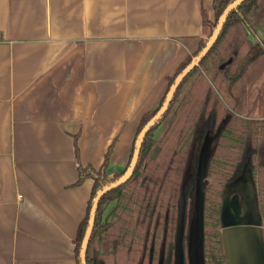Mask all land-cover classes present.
<instances>
[{
  "label": "crops",
  "instance_id": "crops-1",
  "mask_svg": "<svg viewBox=\"0 0 264 264\" xmlns=\"http://www.w3.org/2000/svg\"><path fill=\"white\" fill-rule=\"evenodd\" d=\"M204 10L212 0H0V264H75L92 180L78 182L74 142L82 165L98 168L112 144L109 170L125 167L141 116L206 35ZM245 85L244 117L264 120V54ZM244 173L223 186L224 216L234 196L243 217L221 223L224 260L264 264Z\"/></svg>",
  "mask_w": 264,
  "mask_h": 264
},
{
  "label": "trees",
  "instance_id": "trees-1",
  "mask_svg": "<svg viewBox=\"0 0 264 264\" xmlns=\"http://www.w3.org/2000/svg\"><path fill=\"white\" fill-rule=\"evenodd\" d=\"M233 1L212 0L213 18L202 12L208 42ZM262 20L264 0H240L226 11L212 45L193 64V58L208 44L200 41L197 50L168 77L159 104L141 116L123 169L108 168L112 144L102 164L94 168L79 162L74 142L78 182L92 180L87 211L74 239L75 264H175L178 242L183 264H187L188 235L198 194L203 255L207 264H225L220 237L223 186L237 179L245 167L254 182L264 251V152L260 149L264 120L244 117L245 73L264 54V38L257 35ZM185 70L166 109L153 119ZM144 129L131 172L95 202L82 256L94 199L129 169ZM210 139L200 178L197 160Z\"/></svg>",
  "mask_w": 264,
  "mask_h": 264
},
{
  "label": "rangeland",
  "instance_id": "rangeland-1",
  "mask_svg": "<svg viewBox=\"0 0 264 264\" xmlns=\"http://www.w3.org/2000/svg\"><path fill=\"white\" fill-rule=\"evenodd\" d=\"M212 18H213V16H212ZM208 34L209 33L207 31L206 35L203 38L200 39V41L202 43L203 42H205V43L208 42V40H207ZM195 59L196 58H193V61ZM167 85H168V83H167ZM159 130H160V128L156 131V134L158 133ZM208 148H209L208 145H204L203 150L206 151ZM260 149H261V151L264 152V138H262L260 140ZM197 165L199 166L198 160H197ZM244 172H245L244 175H242L241 180L239 181L243 185H245L249 181V179H248L249 175H247L248 169L245 168ZM199 197L200 196L198 194L197 195L196 212H195V210H193V215H192V220H191V225H190V232H189V235H188L187 250H188L189 247L190 248H192V247L195 248L194 251H193V257H194L193 258V260H194L193 262H194V264H207L206 259H205L204 255H203L201 244H199V233L198 232L201 231L200 215H199V212H198V209L200 208V206H199V204H200L199 203ZM230 199H231V203H233L232 208H230L232 214L230 212H228L227 213L228 215H225V217L223 218V221H224V223H230L232 220H237L236 223L231 224V225L232 226L241 225V219H243V217H240V215H241L240 209H239V207L237 206V204L235 202H232V201L235 200V197L232 196V197H230ZM226 204H227V202L223 201V204H222L223 207H224V205L226 206ZM110 211H111V207L109 206L108 209H107V212H106L107 216H109ZM223 211H224V208H223ZM224 225H223V227H224ZM261 231H262V228H261ZM175 264H183L182 263V251H181L180 248L178 249V251H176ZM187 264H191V261L189 262L188 258H187Z\"/></svg>",
  "mask_w": 264,
  "mask_h": 264
},
{
  "label": "water",
  "instance_id": "water-1",
  "mask_svg": "<svg viewBox=\"0 0 264 264\" xmlns=\"http://www.w3.org/2000/svg\"><path fill=\"white\" fill-rule=\"evenodd\" d=\"M238 1H240V0H235V1H233L225 10H224V12L222 13V15H221V17H220V20H219V23H218V26H217V28H216V31H215V34H214V36L212 37V39L208 42V44L205 46V48L202 50V52L199 54V56L193 61V64L194 63H196L197 62V60H198V58L202 55V54H204L206 51H207V49L212 45V43H213V41H214V39H215V37H216V35L218 34V31H219V26H220V24H221V22H222V20H223V17H224V14L226 13V11L230 8V7H232L233 5H235ZM185 72H186V70L178 77V79L176 80V82H175V84L173 85V87H172V90L170 91V93L168 94V96H167V98H166V101H165V103H164V105H163V107L161 108V110L154 116V118L153 119H155V118H157L165 109H166V107H167V105H168V103H169V100H170V97H171V93H172V91H173V89L175 88V86H176V84L178 83V81H179V79L182 77V75H184L185 74ZM152 123V121L150 122V124ZM146 129V128H145ZM145 129L142 131V133L140 134V136H139V140H138V142H137V146H136V150H135V155H134V158H133V161H132V164H131V166L129 167V169L115 182V183H113V184H111L110 186H107V187H105L104 189H102L98 194H97V196L95 197V199H94V204H93V207H92V209H91V217H90V222H89V226H88V229H87V233H86V237H85V239H84V242H83V246H82V256H83V253H84V249H85V246H86V244H87V242H88V236H89V233H90V230H91V227H92V224H93V213H94V205H95V202L97 201V199H98V197L103 193V192H105L107 189H109L111 186H113V185H115L116 183H118V182H120V181H122L130 172H131V170H132V168L134 167V162H135V160H136V157H137V153H138V149H139V146H140V142H141V138H142V136H143V133H144V131H145ZM205 160H206V155H205V151L204 150H202L201 151V154H200V157H199V160H198V163H199V166H198V175L200 176V178L202 177V175H203V171H204V164H205ZM196 205H197V203H196ZM195 212H196V209H195ZM198 212H199V215H200V226H201V210H200V208L198 209ZM225 215H228V214H226V212H225ZM225 216H224V214H223V207H222V211H221V222L223 223V218H224ZM233 222V221H232ZM237 222V220H234V223H236ZM199 233V244H201V231L200 232H198ZM194 246V245H193ZM195 247V246H194ZM181 249V246H180V242H178V246H177V251H178V249ZM194 249L195 248H193L192 247V250H191V256H192V260H191V264H194V260H193V251H194ZM182 251V250H181ZM182 263H183V261H182Z\"/></svg>",
  "mask_w": 264,
  "mask_h": 264
}]
</instances>
